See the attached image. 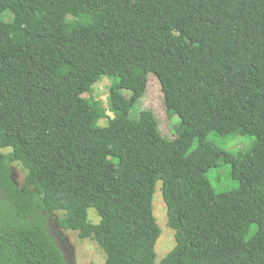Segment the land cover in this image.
Wrapping results in <instances>:
<instances>
[{"label": "trees", "instance_id": "1", "mask_svg": "<svg viewBox=\"0 0 264 264\" xmlns=\"http://www.w3.org/2000/svg\"><path fill=\"white\" fill-rule=\"evenodd\" d=\"M150 73L175 138L133 116ZM105 75L113 116L92 95ZM220 162L239 188L215 190ZM161 181L177 243L157 262ZM61 229L106 264H264V0H0V264H77Z\"/></svg>", "mask_w": 264, "mask_h": 264}, {"label": "rangeland", "instance_id": "2", "mask_svg": "<svg viewBox=\"0 0 264 264\" xmlns=\"http://www.w3.org/2000/svg\"><path fill=\"white\" fill-rule=\"evenodd\" d=\"M116 77L105 75L102 80L94 86L92 91L93 97L101 99L108 110V114L113 116L112 111L109 109V95L110 88ZM127 93L126 90H124ZM143 109H151L156 114L162 134L175 138L177 132L175 127L180 123L179 115H171L165 103L164 92L162 85L155 73H150L149 83L146 94L136 103L133 109V116L138 117ZM102 124L107 123V119L101 120ZM207 139L214 145L228 150L230 152H237L251 148L256 137L234 131L231 133H221L212 131L209 133ZM198 140L194 146H197ZM27 170L19 162L13 163L12 173L15 182L22 185L25 181ZM207 175L217 192L231 191L240 187V180L232 175V165L226 162H220L218 166L212 167ZM157 191L154 195V213L157 221L161 227V235L157 241V262H161L170 251L176 246V231L170 227L168 221V208L164 199L162 190V181L158 183ZM61 212H58L60 214ZM91 218L94 222L98 221V217L94 212L91 213ZM255 228V227H254ZM253 228V230H254ZM63 234L69 239L71 245L75 250V259L77 264H106V253L99 246V244L91 239H83L75 231H65L61 229ZM251 233L247 236V238Z\"/></svg>", "mask_w": 264, "mask_h": 264}]
</instances>
